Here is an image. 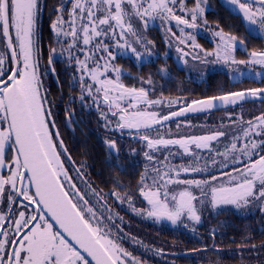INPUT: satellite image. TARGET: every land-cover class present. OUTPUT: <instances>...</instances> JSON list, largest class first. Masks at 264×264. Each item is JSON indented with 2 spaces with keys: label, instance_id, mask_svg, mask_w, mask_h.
<instances>
[{
  "label": "snow or ice",
  "instance_id": "1",
  "mask_svg": "<svg viewBox=\"0 0 264 264\" xmlns=\"http://www.w3.org/2000/svg\"><path fill=\"white\" fill-rule=\"evenodd\" d=\"M68 2L71 5L68 19L64 18L65 0H61L59 7L54 9L57 15L50 28L57 43H61L60 37L69 38L71 42L59 49L49 47L45 73L54 74L53 60L67 52L69 61L76 64L80 73L73 78L79 83V99L82 103L86 95L92 99L106 129L148 133L187 113H207L257 98L264 101V87L250 88L193 100L179 111L161 115L149 109L165 103L169 106L181 104V99H150L151 77L147 81L139 78L148 88L128 87L121 82L123 73L115 64L117 55L131 54L137 61L153 55L154 43L143 38L134 26L133 18L140 21L144 30L150 20L158 18L162 23L169 22L165 39L171 36L178 44L192 49L184 52L178 47L177 51L183 56H191L201 63H206V58L212 56L230 66L243 65L244 71L237 68L240 76L259 78V82L264 83V49L252 50L248 59L237 60L236 49L244 47V41L237 36L225 33L223 29L215 31L216 47L208 52L196 43L191 31H186L197 29L198 20L207 24V0H193L191 7L187 0ZM223 2L237 6L250 25H258L264 32V0ZM43 7L42 0H0V41L3 42L0 50V264H142L118 242L123 237L113 233L114 221L123 222V218L108 204L105 199L108 196L120 203L127 201L138 215L156 221L166 220L173 225L184 219L200 224L197 204L203 206L205 201L213 209L224 205H232L237 210L259 206L264 212V112L247 121L242 115L233 117L229 114V124L209 128L204 135L169 139L158 132L155 139L147 134L139 136L149 150L158 152L176 146L182 154L192 158L187 165L177 166L166 163L169 157L165 156L163 162L155 161L161 167L149 170L146 166L138 188L149 205L146 210L135 208L133 198L127 192L122 195L115 187L109 192L92 187L85 179L86 162L76 167L59 130L55 129L52 109L46 103L47 90L42 91L40 17ZM177 10L182 14L177 15ZM171 21H175L174 26L181 33L179 37L172 31ZM134 43L143 50L138 51ZM73 49L84 58L75 55ZM197 49L203 55H197ZM6 63H14L15 67L5 68ZM184 63L187 64V60ZM159 71L167 73L166 68ZM113 73L115 79L110 75ZM86 77L90 82H86ZM110 117L116 118L115 122ZM66 120L70 127L72 117ZM176 127L179 129L181 125L178 123ZM213 142L223 151L213 147ZM104 143L109 157H118L116 141L106 139ZM204 150L210 155L203 158L201 164L199 153ZM62 154L71 162L78 181L74 182L65 168ZM173 155L169 151V156ZM144 156L149 161L154 160V154L148 151ZM229 164L232 171H223ZM236 164L242 167H236ZM117 166H121L118 161ZM212 168H218L220 174H211ZM181 173H208L209 179H180ZM77 183L84 188L83 192ZM116 184L123 187L118 178ZM171 186L182 187L173 191ZM193 189L200 195L194 194ZM215 235L213 229L212 236ZM160 251L157 250V254Z\"/></svg>",
  "mask_w": 264,
  "mask_h": 264
},
{
  "label": "flooded vegetation",
  "instance_id": "2",
  "mask_svg": "<svg viewBox=\"0 0 264 264\" xmlns=\"http://www.w3.org/2000/svg\"><path fill=\"white\" fill-rule=\"evenodd\" d=\"M241 2H243V0H241ZM60 3L61 0H42L44 7L40 17V46L42 50L40 71L44 74V77H42L43 90H47L48 97L50 95L52 96L53 93H58L60 95L59 99H61L58 104L60 108L55 111L57 115L59 114L55 128L59 130L60 138L63 139L68 153L71 154L72 160L75 161L76 167L79 168L82 162H86V167L83 169L85 179L91 183L92 187L96 188L98 191L102 189L104 192H109L115 187L122 195L127 192L132 196L134 202L133 206L135 208L146 210L149 205L138 191L140 187V177L141 174L145 172L146 166L149 170L152 167H161V165L156 164L155 161L159 160L163 162L165 156L169 157L166 163L177 166L181 164L187 165V157L190 156L182 154V150L176 146H170L169 149L158 152L149 150L146 147V143L138 137L147 134L155 139L157 138L158 132L160 135H163L164 138L169 139L179 138L184 135H195L193 132L187 134V125L184 124L187 122V118L193 116L168 121L165 125L157 126L153 131L148 133H136L135 130L130 132L128 129H124L123 133H121L119 130L106 129L103 119L95 105H93L92 99L87 95L85 96L84 103L79 99L81 90L78 81H74L73 78L74 76L78 77L80 73L76 64L69 61L67 52L62 56L58 55L53 60V66L56 67L54 74L52 72L45 73L44 66L48 64L49 47L59 49L61 46L66 47L67 44L71 42L69 38L60 37L61 43H57V37L50 28L51 22L55 20L57 15L54 9L59 7ZM187 3L188 6L191 7L193 0H187ZM70 6L68 0H65L64 18L66 20L68 19V10ZM220 6H222V8L225 6L230 10L222 0H207L205 9L207 10V7H209L208 9L212 11L206 13L205 10L207 24L205 25L198 20L197 23L199 26L197 29H186V31H191L199 41L203 43L206 41L211 47L213 44H211L208 39H211L215 31L223 29L225 33H231L244 41L246 49L238 47L235 56H239L240 59L248 57V53L251 52V49L255 48L254 42L257 40L256 37L260 31L259 26L250 25L248 21L243 18V14H237L231 10L232 13L227 12V14L213 11V9H217ZM176 14L181 15L182 13L177 10ZM168 23L167 21L162 23L158 18L155 21L150 20L148 28L144 30L140 21L133 18V24L140 30V34L151 35V37L155 38L153 41H157L159 45L152 51L154 58L149 61L138 62L128 55H117L115 64L122 69L123 74L120 80L125 86L148 88L149 86L147 83H142L139 79L142 77L144 81H147L149 77H153L148 75L149 77L146 79L143 75L142 65L148 64L151 65L150 67L157 70L154 76L155 80L149 91V98L151 99H159L162 97L165 100H173L170 99L171 97L163 96L165 93L161 94L159 92V86L154 85V82L159 84L160 80L164 84H168L169 88L171 84L174 83L187 84V82L193 81L205 82L209 78H214L217 82H226L227 84L243 82L247 84V87H243L241 90L237 89L236 91L255 88V82H259V80L249 77L233 80L230 73L221 67L216 68L210 66L211 64L209 62L201 63L199 60H193L191 56H183L177 51V48H183L184 52H187V46L180 44L176 45L175 41L171 39V36L165 39ZM171 24L173 25L172 31L180 36L181 33L174 26L175 21H171ZM217 25H219V28L216 27ZM253 29H255V31H253ZM80 46H83L82 43ZM0 50L2 49L0 48ZM73 52L75 55H78L80 59L84 58L83 54L77 52L75 49H73ZM184 60H187V64L184 63ZM196 61L200 63L198 67L193 66V63ZM5 66H8V63H6ZM89 66H91V64ZM161 68H166L167 73H161L159 71ZM128 73H131V75H128ZM110 75L115 79L114 73ZM186 104V101H182L181 104L168 105V110L161 115H166L170 111H176ZM246 106H248L250 110L262 109L264 112V101H246L243 108ZM101 107L103 110H107L102 103ZM149 110L159 112L157 108H150ZM218 111L220 112L221 110ZM211 112L202 115H207ZM69 116L72 117L70 127L66 120ZM110 119L115 122L116 118L110 117ZM178 123L181 125L179 129L176 127ZM51 127L50 125V128ZM209 128L215 129L219 128V126H203L201 127L202 131L200 135L206 134ZM106 139H114L116 141L119 149L118 157L116 155L109 157L108 150L104 143ZM213 147H218L215 142H213ZM145 151L154 154L153 161H149L144 156ZM169 151L175 155L169 156ZM199 154L202 160L210 155L207 150ZM61 158L64 159L65 168L68 169L73 181H78V177L71 162L68 161L63 154ZM109 159H111V163L107 162ZM217 159L219 160L220 157H217ZM117 161L121 166H117ZM208 163L210 164L211 162L208 161ZM210 171L213 175L220 174V171L215 170V168L210 169ZM117 178L123 187L116 184ZM180 179L191 178H187V175L181 174ZM197 179H209V174L201 173ZM147 182L150 184L151 179L149 178ZM77 186L81 188L82 192L84 191V188L79 183H77ZM181 187L182 186H171V190L179 191ZM193 191L197 196L200 195L198 190L193 189ZM105 199L108 204L111 205L112 209L123 218V222L118 219L115 220L114 223L116 227L112 229L113 233H119V235L123 237V239L118 242L121 243L122 247L128 252L132 253L133 256L138 257L142 261V264H198L193 258L195 255L201 258L200 264H223L221 261L223 257L226 260H233L234 263L232 262L231 264H264V241H261L262 243L258 246H250L248 243L239 244V240H244L245 238V236H239L240 234L244 235L240 227V225L243 224V222H241L243 220L240 218L246 217L249 221L252 217H259L263 219L262 223H264V214L257 206L250 207L246 210H237L232 205H224L220 208L213 209L211 204L205 201L203 206L197 205V208L200 210L202 225H200V228L193 227L191 226L192 222L188 221L190 225H188L187 229V227L184 226L185 224L187 225V219H184L182 223H177L176 225L166 220L156 221L153 218H149L145 215H138L136 212L132 211L127 201L120 203L111 196L105 197ZM245 224L247 226H253L255 225V221H249ZM193 228H195V231H192ZM213 229L216 230L215 237L212 236ZM192 233L197 235L200 242L203 244L200 246L203 252L201 254H195L196 251L194 250L199 248L195 249L191 246L193 239ZM247 240L248 239H246V241ZM134 241H139V243H135ZM157 250H161L159 254H157Z\"/></svg>",
  "mask_w": 264,
  "mask_h": 264
},
{
  "label": "trees",
  "instance_id": "3",
  "mask_svg": "<svg viewBox=\"0 0 264 264\" xmlns=\"http://www.w3.org/2000/svg\"><path fill=\"white\" fill-rule=\"evenodd\" d=\"M224 8H222V6L218 7L217 9H213L214 12H222L224 14H227V12H231L230 10H228L225 6H223ZM209 7H207L206 13H210L212 12L210 9H208ZM232 13V12H231ZM234 15V14H233ZM224 22V21H223ZM226 26V25H224ZM256 41L254 42L255 45H260L262 48H264V38L262 36H257L256 37ZM3 46V42L0 41V48L2 49ZM151 65L148 64H143L142 65V69H143V75L144 77L147 79V77L153 76L151 79L152 81L155 80L154 76L155 73L157 72V70L153 69L152 67H150ZM8 67H13V63H8V66H5V68ZM55 67V66H54ZM55 71H56V67H55ZM43 74V72H41ZM46 75V74H45ZM42 77H44V74L42 75ZM154 85H158L159 86V92L165 93L163 94V96L166 97H171L170 99H177L180 98L181 101H186L187 103H190L193 100H199V99H203L209 96H219V95H223L226 94L228 92H234L237 89H243V87H247V84L243 83H232V84H227L226 82H217L215 81L214 78L212 79H208L205 82H187V84L185 83H181V84H171L170 88L168 84H164L161 80L159 81V84H156L154 82ZM43 87V86H42ZM258 87H264V83L261 82H255V88ZM169 88V89H168ZM187 96V97H186ZM60 95L58 93H53L52 96L50 95L46 101L47 106L50 107L52 109V118L55 120V122L57 123V117H59V114L57 115L55 113V111L60 108L58 106L59 104V99ZM184 97V98H183ZM251 101V100H249ZM246 101L244 102H240L243 104H238V105H228L226 108H221L219 110H221L220 112L218 110H216V112H211L210 114L207 115H197V116H193L190 118H187V134L193 132V134L195 135H200L201 134V127L203 126H220L221 124H229L230 121L227 119V116L229 114H231L233 117H237V116H241L243 117V119L245 121L247 120H251L254 117L260 115L263 110H250L248 108V106L243 108V105L245 104ZM228 113V114H227ZM55 123V124H56ZM188 125H191V127H188ZM187 164L189 163V161L192 159L191 156L187 157ZM203 160L201 159V164H203ZM184 175H187V178H191V179H197V177H199V175L201 173H181ZM241 222H243V224L240 225V227L242 228L241 231L244 232L243 234H240V237L245 236L244 240H239V244H243V243H248L251 245H259L264 241V223H262L263 219L259 218V217H255V218H251L249 221L253 222L255 221V225L253 226H247L245 223L249 222L248 218L244 217V218H240ZM211 224V223H209ZM187 225H190V222H188L187 220ZM200 224H193L191 226L193 227H197L200 228ZM235 228V227H233ZM188 229V226H187ZM188 231V230H187ZM192 242H191V246L193 248H199L196 250L195 254H201L202 249L200 248L201 245H203L200 242V239L198 238L197 235H195L194 233H192ZM195 238V239H194ZM246 239H248L246 241ZM196 262L198 264L201 263V258L198 257V255H195L193 257ZM222 263L223 264H231L232 262L234 263L233 260L228 259L226 260L224 257L222 258Z\"/></svg>",
  "mask_w": 264,
  "mask_h": 264
},
{
  "label": "rangeland",
  "instance_id": "4",
  "mask_svg": "<svg viewBox=\"0 0 264 264\" xmlns=\"http://www.w3.org/2000/svg\"><path fill=\"white\" fill-rule=\"evenodd\" d=\"M13 34H14V30H13ZM193 34V33H192ZM194 35V34H193ZM143 36V38H145L146 40H148V41H152L153 43H154V47L152 48V51L154 50V48H156V47H158V42L156 41V42H154L153 41V39H155V38H153V37H151V35H148V34H145V35H142ZM178 36V35H177ZM195 36V35H194ZM258 36H262L263 38H264V32H261V31H259L258 32ZM179 37V36H178ZM196 37V36H195ZM129 39H131V37H129ZM172 40H174L175 41V44L176 45H178V43H177V41L175 40V39H173V38H171ZM210 42H211V44H213L211 47L208 45V42H202V41H199V39L198 38H196V43L197 44H199L202 48H203V50H205V51H208V52H211V51H213L214 49H215V47H216V43H217V38L213 35V36H211V39H208ZM170 44V43H169ZM133 46L134 47H137V50L138 51H142L143 49H141L140 48V46L139 45H136L135 43L133 44ZM239 48H241V47H239ZM243 49H246L245 48V45H244V47H243ZM261 49H264V48H262L260 45H255V48H252L251 49V51L252 50H261ZM117 51H119V50H117ZM190 51H192V49H190L189 47H187V52H190ZM235 53H237V50L235 51ZM196 54L197 55H203V53L200 51V49H197L196 50ZM235 55V54H234ZM128 56H130V57H133V59H135L136 60V58L133 56V55H131V54H128ZM154 57H153V55L152 56H150V57H145V58H143L141 61H138V62H144V61H149V60H152ZM235 58L237 59V60H240V57L239 56H235ZM249 57H243L242 59H248ZM206 60H207V62H209L211 65L210 66H213V67H221V68H223L224 70H226L227 72H229L230 73V75H231V77H232V79L233 80H237V79H241V78H243V77H248L247 75H245V76H240L239 74H238V72H237V68L239 69V71H244L245 70V66H243V65H240V66H236V65H232V66H230V65H227V64H224L223 62H218L217 60H216V58L215 57H212V56H209V57H207L206 58ZM200 65V63L198 62V61H196V62H194L193 63V66L194 67H198ZM209 66V67H210ZM89 67H92V65L91 66H89ZM40 70H41V68H40ZM257 70H259V69H257ZM41 72V71H40ZM250 78V77H249ZM86 79V82H90V81H88V79H87V77L85 78ZM254 79H256V80H259V78H254ZM128 87H130V86H128ZM42 91H43V87H42ZM162 97H160L159 99H161ZM151 99V98H150ZM164 99V98H163ZM165 101H167V100H165ZM168 104L167 103H165V104H163V105H160V106H156V107H152V108H157L158 110H159V112L162 114V113H164V112H166L167 110H168ZM228 114V113H227ZM259 116V115H258ZM185 125H187V122H185L184 123ZM219 151H223V148L222 147H219V149H218ZM236 167H242V165L241 164H236L235 165ZM215 170H219L218 168H215ZM223 171H225V172H231L232 171V165L230 164L227 168H224V169H222ZM220 171V170H219ZM4 174H7V171H5V173ZM180 178V177H179ZM181 189V188H180ZM179 189V190H180ZM198 205V204H197ZM258 208H259V206H257ZM261 211V210H260ZM262 212V211H261ZM263 214H264V212H262Z\"/></svg>",
  "mask_w": 264,
  "mask_h": 264
},
{
  "label": "water",
  "instance_id": "5",
  "mask_svg": "<svg viewBox=\"0 0 264 264\" xmlns=\"http://www.w3.org/2000/svg\"><path fill=\"white\" fill-rule=\"evenodd\" d=\"M222 2H223V0H222ZM224 3V2H223ZM225 4V3H224ZM226 5V4H225ZM232 12H234V13H237V14H241L242 15V12H240L239 11V9H238V7L237 6H232V5H230V4H227L226 5ZM15 67V64L13 63V67L12 68H14ZM255 100H260V99H255ZM181 108V107H180ZM179 108V109H180ZM179 109L178 110H176V111H179ZM216 110H219V109H214V110H212V111H216ZM211 112V111H210ZM208 113V112H207ZM199 114H204V112H196V113H187L185 116H181V117H176V118H173V119H171V120H169V121H172V120H177V119H181V118H185V117H189V116H194V115H199ZM56 129V128H55Z\"/></svg>",
  "mask_w": 264,
  "mask_h": 264
}]
</instances>
